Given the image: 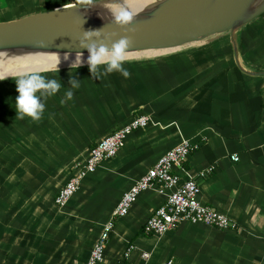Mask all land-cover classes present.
Wrapping results in <instances>:
<instances>
[{"label": "crops", "instance_id": "0c3cea01", "mask_svg": "<svg viewBox=\"0 0 264 264\" xmlns=\"http://www.w3.org/2000/svg\"><path fill=\"white\" fill-rule=\"evenodd\" d=\"M18 2L0 0V21L77 1L35 0L41 9L3 15ZM235 41L241 65L264 70V13L244 25ZM179 51L156 60H126L129 78L120 72L102 79L88 72L83 78L70 65L52 70L66 86L46 100L38 123L15 120V80L25 73L0 85V264H85L123 192L182 138L197 147L177 171L195 177L200 200L237 227L182 221L147 234L143 223L164 200L162 192L148 187L115 221L97 264H264V74L238 69L227 33ZM65 71L81 84L72 90V100L61 103L71 87ZM136 112L148 113L152 121L129 132L117 154L86 174L65 205L55 204L71 166ZM211 164L213 172L202 176ZM130 244L134 248L127 252ZM143 251L149 253L145 262Z\"/></svg>", "mask_w": 264, "mask_h": 264}, {"label": "water", "instance_id": "95a60500", "mask_svg": "<svg viewBox=\"0 0 264 264\" xmlns=\"http://www.w3.org/2000/svg\"><path fill=\"white\" fill-rule=\"evenodd\" d=\"M123 0H94L91 8L79 3L37 11L19 18L0 21V52L89 53L79 47L83 32L101 30V39L115 33L105 44L127 35L133 51L178 49L193 42L212 40L227 33L230 55L244 73L264 74L245 68L238 59L237 32L264 13V0H154L130 12L135 32L115 23L117 15H107V5ZM95 39V37L93 38Z\"/></svg>", "mask_w": 264, "mask_h": 264}, {"label": "built area", "instance_id": "2783aa9c", "mask_svg": "<svg viewBox=\"0 0 264 264\" xmlns=\"http://www.w3.org/2000/svg\"><path fill=\"white\" fill-rule=\"evenodd\" d=\"M152 118L146 112H136L125 124L119 125L109 133L104 134L89 146L88 154L82 161L75 162L71 166V172L65 183L55 195L54 202L63 206L76 192L81 179L96 169L104 159L113 157L123 146L126 135L132 130L145 127ZM197 144L188 138H182L180 142L167 149L134 183L123 192L117 205L114 207L111 217L103 224L96 241L85 261V264H97L104 258V250L114 227V219L125 215L137 194L148 187H155L164 194V200L145 219L142 229L147 234H161L174 228L182 221L191 223H203L216 226L221 229H235L236 221L216 208L203 203L199 198L200 185L197 179L189 174L181 176L177 167L183 168L182 163L188 158L192 149ZM231 158L238 159L237 154H231ZM214 165H209L201 171L205 176L213 172ZM134 248L130 244L127 252ZM145 262L149 253L141 252ZM171 260H167L168 264ZM143 264V263H142Z\"/></svg>", "mask_w": 264, "mask_h": 264}, {"label": "clouds", "instance_id": "9594fccd", "mask_svg": "<svg viewBox=\"0 0 264 264\" xmlns=\"http://www.w3.org/2000/svg\"><path fill=\"white\" fill-rule=\"evenodd\" d=\"M78 3L85 9H88L93 6L94 0H78ZM115 23L122 28H126L128 32H135V29L130 27L133 23L132 15L126 11L117 14ZM101 30L84 31L82 38L79 40V47L87 48L89 52L87 63L91 76L102 79L113 72H120L125 78H129L130 72L124 67V63L127 59V50L133 42L131 37L125 35L112 42L109 47L103 41L110 40L111 36L115 35V33L105 35L102 40ZM94 37L95 39H93ZM82 57L83 53H76V58L71 64V69L73 67L77 69L82 65ZM64 59H68L67 53L64 55ZM57 71H59L58 65ZM69 77L71 87L66 90L65 99L61 103L72 100L74 95L72 90L78 89L80 86L79 80L72 75L71 71L69 72ZM15 83L16 91L19 93L15 103V120L27 117L36 123L42 120L46 100L56 95L62 87L60 80L49 79L40 73L23 75L17 78ZM9 100H11V97H9Z\"/></svg>", "mask_w": 264, "mask_h": 264}, {"label": "bare ground", "instance_id": "6f19581e", "mask_svg": "<svg viewBox=\"0 0 264 264\" xmlns=\"http://www.w3.org/2000/svg\"><path fill=\"white\" fill-rule=\"evenodd\" d=\"M152 1L154 0H123L120 2H111L107 5L108 10L106 14L117 15L124 11L130 13ZM147 52L148 51L145 53L147 54ZM66 53L68 54L67 60L64 59ZM88 56L89 53H83V61L88 60ZM75 58L76 53L69 52H27L21 54L0 52V77L19 73H29L32 69L41 68L45 65H50L52 67L57 65L66 66L70 63V60H75Z\"/></svg>", "mask_w": 264, "mask_h": 264}, {"label": "rangeland", "instance_id": "374dc122", "mask_svg": "<svg viewBox=\"0 0 264 264\" xmlns=\"http://www.w3.org/2000/svg\"><path fill=\"white\" fill-rule=\"evenodd\" d=\"M76 1H77L76 3H78V0H76ZM33 3H36L35 0H33V2L31 0H19L18 3H14L13 4V7L11 8L10 11H8L6 13H3V15H5L7 17L8 16L9 17H18L19 15L25 14L28 11H35L34 8H37L36 5L39 6V9H41V6H40L41 3H36V4H33ZM37 11H39V10H37ZM208 41H210V40H206L204 42H208ZM197 44H203V42L192 43V44H188V45H182V47H178V49H175L173 51H169L170 49H156V50L150 49V50H143V51H141V50L140 51H133V52L126 53V55H127V59L126 60H146V61H150V60L161 59V58H164L165 56L170 55L171 52H177L179 50L190 49V48H193L194 46H196ZM146 51H148L147 54L145 53ZM74 61L75 60H70V63L68 65L71 66V64ZM83 63H87V60L86 61H83ZM70 66H67V65L66 66L63 65V67L58 66V69H62V68H65V67L68 68ZM30 69H32V68H30ZM49 69H51V70H49ZM56 69H57V66H53L52 67L50 65H45V66H43L41 68L38 67V68L32 69V71H30V72L42 71V70H49L51 72H49V73H42V74L45 75L49 79H57V80H59V79H61V77H59V74H56V73L52 72V70H56ZM78 72L80 74H83V78H87V74H88V72H90L89 71V66L78 67V71L76 72V74H78ZM26 74L27 73H25V75ZM120 74H118V78L122 81L123 77L121 76L122 74L121 75ZM89 75H91V74H89ZM15 76H20V75H6V76H3V77H0V78H3V79H0V85L1 84H4V83L10 85V83H11V80L10 79H12ZM64 76H65L66 80L68 78L70 79L69 72L68 71H65L64 72ZM58 77H59V79H58ZM60 81H61L62 87L66 86V83L65 82H62V79ZM67 82L69 83V81H67ZM93 83H94V81L91 82L92 85H93ZM59 94H60V90H59V92L56 95L52 96L53 99H55V97L58 96ZM79 95H80V93H79ZM64 98H65V95L63 93L62 99H64ZM5 112H8L11 115V113L9 111H5ZM118 217H121V216H118ZM118 217H116L114 219V223L118 219ZM112 231H113V229L111 230L109 237L111 236Z\"/></svg>", "mask_w": 264, "mask_h": 264}]
</instances>
